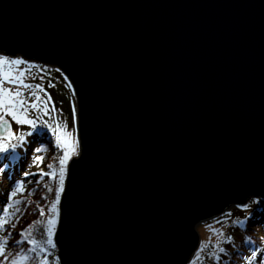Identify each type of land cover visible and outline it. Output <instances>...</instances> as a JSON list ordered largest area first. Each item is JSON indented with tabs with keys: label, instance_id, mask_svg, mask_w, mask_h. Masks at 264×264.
<instances>
[{
	"label": "water",
	"instance_id": "obj_1",
	"mask_svg": "<svg viewBox=\"0 0 264 264\" xmlns=\"http://www.w3.org/2000/svg\"><path fill=\"white\" fill-rule=\"evenodd\" d=\"M0 52L77 96L61 264H187L264 196V0H0Z\"/></svg>",
	"mask_w": 264,
	"mask_h": 264
},
{
	"label": "rangeland",
	"instance_id": "obj_2",
	"mask_svg": "<svg viewBox=\"0 0 264 264\" xmlns=\"http://www.w3.org/2000/svg\"><path fill=\"white\" fill-rule=\"evenodd\" d=\"M0 60H7L9 62L19 60L23 62L19 65L7 64L0 66V80H2L3 72H9L12 76L19 75V73L23 72L24 83L32 85L31 89H20L28 105L35 100V97L32 95L33 92L37 96H40L41 100L46 99L45 93H47L48 96H51V103L48 107L49 109L54 108V111H49L47 115L42 114L39 109L28 108V119L36 121V128L28 124L17 123L11 116L6 115L3 109H0V115L7 121V124L0 122V140H4L9 132L12 133V138L9 140L15 143L17 145L15 148L18 152L25 156L21 168L18 169L17 174L11 179H9V175L4 171V174L2 170L0 171V222H3L11 212L12 207H9V205H14L13 201L16 197L24 195L23 191L18 192L17 189L21 186L24 188L25 184L32 179L30 176L35 175L41 168V163L37 158L39 155H42L40 154L41 148L37 144L39 138H43L42 142L44 144L52 145V148L49 149L50 155L48 160L51 171L48 172V175L49 177L57 176L60 180L61 175L63 179L65 176L67 177L71 158L73 156L77 157L80 154L81 144L78 128V100L74 87L64 71L57 66L42 63L38 60L32 61L22 54L10 56L0 52ZM50 84L54 86L50 87ZM36 85H41L44 91L37 89ZM3 86L8 89L17 87V85L11 83H4ZM57 125H60L61 135L64 136L65 143L69 147V159L64 165L60 164V159L64 155V148L60 147L57 141ZM16 129L19 130V136L13 134V131ZM65 132L71 133L70 143L64 135ZM21 136L24 138L23 141L20 140ZM30 142H32V146L30 148L28 147V151H26V146ZM2 155L0 153V158ZM61 168H63L62 174L60 171ZM25 176L29 178H25ZM13 192H16L15 196L12 195ZM61 200L62 196L59 201V206ZM258 204H264L263 195L253 196L247 203L240 206L232 205L214 219L197 224L196 229L200 234V244L196 254L192 256L187 264H225L226 261H229L228 258L236 248V244L241 242L247 243L249 241L252 243L250 238H248V234L252 236L255 242H253V245L248 246V259L239 263H231L232 261H230L229 264H264V220L262 217L260 219L257 218L260 212L264 216V205L259 206ZM254 206L257 207L253 209ZM5 208L8 210L7 214L3 211ZM57 208L55 207L50 212V215H55L52 217L54 223L46 225L47 229L45 230L48 233V229H52L51 238L54 240L60 224L61 207H59V210ZM248 214L249 216H247ZM4 230L5 224H3V227H0V235L5 232ZM19 234L17 232L15 234L16 236L14 235L11 241L12 245H14L13 243L20 236ZM241 236L244 237L240 238ZM46 245L49 244L47 243ZM55 257L57 258L51 260V256L43 255L40 264H61L57 253ZM39 262L40 260H33L27 264H39Z\"/></svg>",
	"mask_w": 264,
	"mask_h": 264
},
{
	"label": "trees",
	"instance_id": "obj_3",
	"mask_svg": "<svg viewBox=\"0 0 264 264\" xmlns=\"http://www.w3.org/2000/svg\"><path fill=\"white\" fill-rule=\"evenodd\" d=\"M13 134L19 136V130H14ZM42 141L43 138H39L37 143L38 146H40L39 148H41L40 154H42L37 157L41 163V168L35 175L30 176L32 179L27 182L23 188L24 195L14 199V205L7 218V223H5V232L0 235V241L5 239L7 241L5 245V255L9 257L8 260L5 261L3 256H0V264H11L12 259L20 261V264H27L33 260H40V264L43 255L51 256V260L57 258L55 257L56 253L59 256L58 247L54 239L51 238L53 241L52 245H46L49 236L45 230L47 229L46 225H49V221H52V217L55 216L50 215V212L54 210L55 207H58L57 210L61 207L59 206V201L61 196H63L67 177L65 176L63 179V191H60V179H58L57 176L49 177L48 175V172L51 171L48 159L50 155L49 149L52 148V145L44 144ZM7 143L10 145L12 142L8 140ZM31 146L32 142L26 146V151H28L27 148ZM42 147H44L45 150ZM1 154L3 155L0 158V171L2 170V173L4 171L9 175V179H11L17 174L18 169L21 168L25 156L18 152L16 148L11 147L7 152ZM25 178L29 177L25 176ZM16 201H19V203L17 204ZM16 209H19V211H16ZM38 229H40V231H38ZM17 232L20 233V236L17 238L16 242L13 243L14 245H12L11 241ZM33 240L37 243L33 244ZM249 244L248 242L236 244V248L231 255L232 261L239 263Z\"/></svg>",
	"mask_w": 264,
	"mask_h": 264
},
{
	"label": "snow or ice",
	"instance_id": "obj_4",
	"mask_svg": "<svg viewBox=\"0 0 264 264\" xmlns=\"http://www.w3.org/2000/svg\"><path fill=\"white\" fill-rule=\"evenodd\" d=\"M23 63L19 60L14 61H7V60H0V66L7 65V64H14L19 65ZM24 73L21 72L19 75L12 76L9 72H3L2 74V80H0V109H3L4 113L6 115H9L12 117L13 120H15L19 124H28L31 125L33 128H36V121L33 119H28V108L32 109H39L42 114L47 115L49 111H54L53 109H49V104L51 103V96H48L47 93H45L46 99L41 100L40 96H37L35 92L32 93V95L35 97V100L28 105L27 101L23 97V93L21 92V88H28L31 89L32 85H28L24 83L23 80ZM4 83H11L13 85H17L14 89H8L4 87ZM50 87H53L54 85H49ZM36 88L40 91H44L41 85H36ZM0 122L7 124V121L4 120V117L0 115ZM57 132V141L59 143V146L64 148V155L60 159V164L64 165L65 162L69 159V147L68 144L65 143L64 136L61 135V127L60 125H57L56 128ZM64 135L68 138V142L71 141V133L65 132ZM12 138V133H8L4 140H0V153L7 152L9 148H15L17 145L12 144L9 145L7 141ZM23 136L20 137V140L23 141ZM61 174L63 173V168H61ZM61 188L60 191H63V176L61 175L60 180ZM17 191H23V187L17 189ZM13 196L16 195V192L12 193ZM18 204L19 201H16ZM9 207H13V205H9ZM3 211L7 214V208L3 209ZM16 211H19V209H16ZM7 223V220L0 222V227H3V224ZM39 223V222H37ZM54 221H49V224H53ZM48 240L47 243L49 245L53 244V241L51 239L52 236V229H48ZM7 241L6 239L3 241H0V256H3L4 260H8V255H5V245ZM33 244H36L37 242L35 240L32 241ZM11 264H20V261L16 259L11 260Z\"/></svg>",
	"mask_w": 264,
	"mask_h": 264
},
{
	"label": "bare ground",
	"instance_id": "obj_5",
	"mask_svg": "<svg viewBox=\"0 0 264 264\" xmlns=\"http://www.w3.org/2000/svg\"><path fill=\"white\" fill-rule=\"evenodd\" d=\"M3 53H5V52H3ZM7 54V53H6ZM17 54H20L21 55V53H17ZM17 54H15V55H17ZM7 55H9V54H7ZM10 56H13V55H10ZM38 61H40V62H42L43 63V61H41V60H38ZM45 63V62H44ZM261 215V216H260ZM260 217H262V219L264 220V216L262 215V212H260L259 213V216L257 217L258 219H260Z\"/></svg>",
	"mask_w": 264,
	"mask_h": 264
}]
</instances>
